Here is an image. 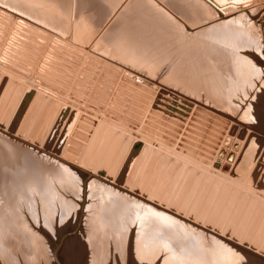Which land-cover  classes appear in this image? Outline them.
I'll return each instance as SVG.
<instances>
[{
  "label": "rangeland",
  "instance_id": "rangeland-1",
  "mask_svg": "<svg viewBox=\"0 0 264 264\" xmlns=\"http://www.w3.org/2000/svg\"><path fill=\"white\" fill-rule=\"evenodd\" d=\"M75 2L71 0V5L64 9L69 21L68 18L65 20L66 15H63V22L72 23V26L69 24L66 30L64 28L54 30L40 25L0 5V71L2 73L0 82L4 84L0 85V139H9L8 141L18 146L21 151L35 150L31 153H34L33 156L37 160H40L42 155L48 154V158L70 166L72 168L70 174H75L74 177L71 175L73 179L71 180L75 181L72 185L75 191L72 189L70 191L64 185L59 186L57 192L60 198L55 200L58 202L48 205L50 207L47 208L51 209L43 211L41 219L37 220L34 216L31 217L30 213H24L26 222L36 237L40 238L39 242L46 252L44 254L48 256L46 258L45 255V262L38 263L35 259L37 262L33 260L27 264L31 262V264H56L52 254L59 245L61 236L65 234L70 235L65 237L57 249L59 264H67L69 256L67 257L66 253L69 254L71 251L78 259L82 257L80 264H86L88 250L85 247L81 248L79 238L82 234L86 235L91 215H94L102 204V197L94 189L95 186L99 188L104 186L111 188L113 192L117 191L119 196L123 197L122 201L124 200L126 208L122 210L120 216L123 227L121 238L117 242L113 238L105 237L99 246L102 248L99 255H103V259L99 257L101 264H161L165 255L163 264H168V262L172 263L175 257V260L179 258V254H174L163 247L161 250L165 251L160 250L153 263L138 260L135 238L140 232L139 229L147 241L162 239L164 233L161 229H167V233L168 230H172L168 223L163 222L159 217L153 218L152 214L150 216L155 223L161 225V229L155 225L140 228V211H143L144 204L155 207L156 212L169 215L188 226L192 225L199 232L204 231L206 237L210 235L220 240L224 239L223 242L236 248L240 247L253 258L259 257L255 260L260 259L258 263L264 264V195L259 193L264 192V129L250 125L249 122L248 125L240 114L232 116L222 109L219 110L220 108L215 105L195 99L177 86L165 84L162 81L164 79L162 73L163 77L159 75L157 79H152L145 72L143 74L142 70L128 67L127 64L112 59L110 61L105 51L102 52L110 40L108 34L104 33L113 26L120 12L119 9L121 10L128 0L121 3L122 7H119L116 14L109 16L104 26L94 30L90 39L87 38L89 36L87 30L90 26V16L93 14L92 3L89 0L87 3L86 0L85 3L82 1L80 5ZM254 7L249 15L252 19L253 32L259 37L263 56L261 61L264 63V11L257 12L256 6ZM5 10H10L9 14ZM72 31L77 34L76 39ZM121 67L124 68V72L126 67L130 68H127L128 71L126 70L125 73H136L134 76L139 75L137 77L141 78L144 75L141 79L146 81L149 79L148 83L154 84L153 88L148 87L151 90L150 96L139 93V97L135 98L136 95L132 94L133 89L128 84L130 80L127 74L122 76ZM13 76L17 79L14 77L12 80ZM15 83H18L17 87ZM32 83L48 86L58 95L66 97L65 101L70 102H65L67 110L65 106L38 95L37 90H40V87L37 86V90H33ZM26 84L31 90L24 92L25 87L30 89ZM125 86L127 88H124ZM218 116L230 118L231 126L227 121L223 120L224 124L218 121L220 119ZM103 121L107 123H102ZM114 123L117 125L115 126ZM227 135L240 141L243 139L245 144L257 137L263 145L260 144L262 148L259 147V151L254 152V157L249 156L241 172H237L235 164L231 166L232 164L229 163L230 168L224 167L223 174L219 172L221 164L215 157ZM242 161L243 155H240L236 162V164L239 162L237 166ZM73 167L92 174L101 185L96 183L90 185L92 184L90 179L85 187L87 195H84L81 184L86 176ZM76 183L78 187L82 186V190L76 189ZM58 189L65 191L67 195L63 191L61 195ZM71 196H74V199ZM82 203L84 205L80 221ZM59 205L61 206L58 207ZM86 208L90 212L89 210L85 212ZM86 220L87 225H85ZM178 228V231L184 230ZM91 248L94 249L95 246ZM124 249L126 252L123 251ZM161 252L163 254H160ZM176 252L181 250L176 249ZM254 254L256 257L253 256Z\"/></svg>",
  "mask_w": 264,
  "mask_h": 264
},
{
  "label": "bare ground",
  "instance_id": "bare-ground-1",
  "mask_svg": "<svg viewBox=\"0 0 264 264\" xmlns=\"http://www.w3.org/2000/svg\"><path fill=\"white\" fill-rule=\"evenodd\" d=\"M74 1L78 2L79 5L82 1L85 3V0H81L80 2L79 0ZM89 1L93 6V14L90 16V26H88L87 30V35H89L87 38L90 39V37L93 36L95 29H98L99 26H104V23L107 22L109 16L111 17V14H116L118 12L119 7L122 5L121 3L124 0ZM0 5L8 7L11 11H14L15 14L18 13L19 16L22 14V16L30 18L33 22H37L43 26H48L54 30H62L61 28L66 30L69 24L72 26V23H68L69 17L66 14V10H64L71 5V0H0ZM263 5L264 0H128L126 4L124 3V7L121 10L119 9L120 12H118L117 19L113 26L108 29L106 33H104L108 34L107 36L110 40L109 43L107 42V47L104 48L102 52L105 51V54L110 61L112 59L113 61H117L119 63L121 62V64H127L128 67H133L139 71L142 70L143 74L145 72L152 79H157L159 75L161 76L164 74V79H162V81H164L165 84L174 85L175 87L177 86L179 89L185 91L186 94L195 97V99L215 105L220 108L219 110L222 109L223 111L232 114V116L240 114L242 115L240 117L243 120H246L247 124L249 122L250 125L252 124L253 126L264 129V63L261 61V57L263 56L262 48L258 39L259 37H257V34L253 32L252 19L249 15L253 8H255L254 6H256L257 12L260 10L264 11ZM72 8L75 7L72 6ZM6 11L7 10H5V12ZM8 11L6 13H8ZM68 13L70 15V12ZM63 15H66L65 20L68 18V21H65L66 23L63 22ZM9 16H11V14ZM24 19L26 18L24 17ZM26 23L28 24V22ZM34 27H36V25ZM69 30L71 31V29ZM74 33L75 32H73V36L75 38L77 37V34ZM128 67H126L125 72L128 71ZM4 72L7 73L6 71ZM121 72L123 74L122 76L127 74L128 80H130L128 84H130V88L132 87V94L136 95L135 98L139 97V93L150 96L151 90H149L148 87L153 88L154 84H149V79L148 81L141 79L144 76L143 74V76L139 78L137 77L139 75L134 76L136 73H125L124 68L122 67ZM0 74L2 75L1 71ZM9 74H11V72ZM14 77L15 76L11 77L12 80ZM137 79L139 81H136ZM32 82L34 81L32 80ZM1 84H3L2 81L0 82V85ZM17 84L16 87L18 86ZM32 85L33 90H37V86L40 87V90H37L38 95L65 106V110H67L65 104L68 101H65V99L67 100L66 97L58 95L48 86H42V84L36 85L35 83H32ZM26 86L28 85L26 84ZM25 88L26 90L24 89V92L31 90L30 87V89H27V87ZM124 88L127 87L125 86ZM13 89L15 90V87ZM20 91H22V89ZM128 92L130 93V91ZM153 92L155 93V91ZM74 105L75 104H73V106ZM241 107H243V112L242 110L239 112ZM82 110L84 111V108ZM88 110L85 111L89 113ZM227 116H229V114ZM218 119V121L223 124L224 121H227L229 125L232 123L229 121L230 118L227 119L223 116H218ZM102 123L107 122L103 121ZM107 125L111 126L110 124ZM116 125L117 124H115V126ZM227 127L229 128V126ZM227 139H230L229 145L224 146ZM8 140L0 139V264H27L29 261H33L35 259L38 263H42L43 261L45 262V249H43V246L40 244L41 242H39L40 238H38V236L36 237L33 230L30 229V226L26 222L27 218H25L26 216L24 213H30V216H34L37 220H39L38 218L43 217V211H50L51 209L47 208L50 207L48 205L52 202H58H55V200L60 198L57 192V188L59 186L64 185L70 189V191L71 189L73 190L74 187L72 185L75 184V181H72L73 179L71 175L74 177L75 174H70L72 173V168L70 166L64 163H59L50 157L48 158V154L47 156L42 155V158L40 159L42 161L39 159L37 160L33 156L34 153H31L35 150H32L31 152L24 150L21 151L17 148L18 146H14L15 144L13 145V143ZM242 140L240 141L229 136L224 137V141L217 152V156L215 157L217 158V162L221 164L219 172L222 173L224 167L230 168L234 164L235 167H237V172L243 171L245 162L248 161L249 156L254 157V152L259 151L261 141L257 139V137L250 139L248 144L247 142L245 144ZM235 144H239V147L236 151H233V145ZM21 145L23 144L21 143ZM221 149H224L225 154L222 158H218V154ZM37 153H35V156H37ZM231 154L233 155L232 160L229 159ZM240 155H243V161L237 166L239 162L237 164L236 162ZM47 158L48 160L50 159V161H48ZM228 163L232 165L230 166ZM93 172L94 171H92V173ZM91 176L92 184L90 185L95 183L101 185V182L96 180L92 174ZM74 180L76 179L74 178ZM79 182L80 181L78 180L77 183L79 184ZM78 184L76 185V189L82 190V186L78 187ZM81 185H83V183ZM94 189H96L98 195L100 194L99 196L102 197V204L98 201L101 205L96 212L94 211V215H91L92 217H90L91 220L88 222V225V219L85 221L87 231L84 232L86 235L82 234L79 238V244L82 245L81 248L83 249V247H85L88 250V256H86L87 259L85 258L86 262L83 260L86 264H101L99 257L100 259H103V255H99L102 249L99 248V246L103 243V239L105 237L113 238L115 241L121 238L120 235L123 227L120 216H122V210L126 209L124 200L122 201L123 197H120L117 191L113 192L111 188H104V186H100V188L99 186H95ZM62 191L59 190L61 193ZM63 192L65 193V191ZM69 193L70 192H68V194ZM97 193L93 194L96 195ZM259 193L264 195V192L260 191ZM121 194L124 195V193ZM61 195H63V193ZM71 198L74 199V196H71ZM125 201L127 200L125 199ZM138 204L137 207H139ZM69 205L68 207H70ZM60 206L61 205L58 207ZM127 206H129V204H127ZM154 208L148 205L145 206L144 204L143 211H140V228L143 229V227L149 225L160 227L161 225H158L157 222L155 223V221H153V218L157 219L159 217L163 220V222L168 223L172 230H168L169 233H167V229L164 230L160 227L164 233L162 239L147 241L145 235H143L142 231L139 229L140 232L137 233L135 238L136 240L134 239L136 241V247H134L136 248L138 254V260L145 263H153V260L157 257V253L159 254V251L164 247V249L171 250L174 254L176 253L180 255H177L179 258L177 257L178 259L175 260V257L174 261H172V257V260L170 259L172 263L168 262V264H259L258 261L260 262V259L255 260L259 257L253 258L241 250L240 247L236 248L235 246H231V244L229 245L225 243V241L223 242L224 239L220 240L218 237L217 239L210 235L209 236L211 238L209 236L206 237L204 235V231H202L203 233L199 232V230L194 229L195 227H192V225L188 226V224L186 225L169 215L159 213L158 211L156 212ZM86 209L87 210H84L85 212L89 210L88 208ZM67 210L69 211V209ZM54 212L55 211H53V213ZM151 214L153 215V218L150 216ZM55 215H53V217ZM86 215L88 218V214ZM70 216L72 217V215ZM178 227L184 229L185 231H178ZM92 246H95V248L92 249ZM176 249H178V251L180 249L181 252L177 253ZM123 251H125V249ZM71 252H68L69 254H67L65 250L66 256H69L66 263L80 264V262H82V257L78 259L77 255H72L73 253ZM160 254L163 253L161 252ZM252 254L253 253H251V255ZM165 256L163 257V260ZM253 256L256 257L255 254ZM46 258H48L47 255ZM163 260L162 263L160 262L161 264H163Z\"/></svg>",
  "mask_w": 264,
  "mask_h": 264
},
{
  "label": "water",
  "instance_id": "water-1",
  "mask_svg": "<svg viewBox=\"0 0 264 264\" xmlns=\"http://www.w3.org/2000/svg\"><path fill=\"white\" fill-rule=\"evenodd\" d=\"M229 140H230V139H227V141L225 142L224 146L229 145ZM238 147H239V144H235V145H233V151H236V150L238 149ZM224 154H225L224 149H221V150L219 151L218 158H222V157L224 156ZM232 157H233V155L231 154L230 157H229V159L232 160ZM73 168L76 169V170H78L80 173H84L85 176H86L85 180H83V193H84V195H85V187H86V183H87V181H89V180L91 179L92 176H91V174L88 173V172H83L82 170H79V169H77V168H75V167H73ZM105 183H106V182H105ZM83 205H84V204L82 203V206H81V214H80V219H79L80 221H81V218H82L81 216H82ZM80 221H79L78 224H80ZM69 235H70V234H65V235L61 236V238H60V240H59V245L57 246L56 250H54V252H53V259H54V261H55L56 264H59V261H58V259H57V249L60 247V245H61L62 241L65 239V237H67V236H69Z\"/></svg>",
  "mask_w": 264,
  "mask_h": 264
}]
</instances>
